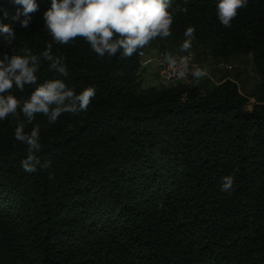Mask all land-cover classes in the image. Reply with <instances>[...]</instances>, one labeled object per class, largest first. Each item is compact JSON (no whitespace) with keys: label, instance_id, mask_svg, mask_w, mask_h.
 I'll use <instances>...</instances> for the list:
<instances>
[{"label":"trees","instance_id":"trees-1","mask_svg":"<svg viewBox=\"0 0 264 264\" xmlns=\"http://www.w3.org/2000/svg\"><path fill=\"white\" fill-rule=\"evenodd\" d=\"M36 3L25 29L23 15L13 19L22 6L0 0V25L16 32L12 45L0 37V59L23 47L38 57L36 83L11 94L24 100L59 79L96 95L87 112L54 124L36 114L25 131L40 125L39 156L51 167L34 173L21 167L27 146L14 118L0 121V264H264V0H248L231 27L217 0H171V36L145 46L181 51L194 27L189 50L204 68L250 59V92L227 76L144 89L145 47L99 57L82 38L57 44L43 21L50 0ZM48 44L67 76L43 56ZM228 175L233 189L223 191Z\"/></svg>","mask_w":264,"mask_h":264},{"label":"clouds","instance_id":"clouds-1","mask_svg":"<svg viewBox=\"0 0 264 264\" xmlns=\"http://www.w3.org/2000/svg\"><path fill=\"white\" fill-rule=\"evenodd\" d=\"M13 3L23 8V12L18 11L13 19L23 15L25 18L20 20V25L28 28L30 14L39 8L36 0H13ZM247 4L248 0H217L216 12L220 23L224 27H231L238 10ZM170 7L171 0H50V7L43 14V21L57 44H68L82 38L99 57H113L121 49L123 57H131L155 38L171 36L173 14L169 11ZM175 11L187 12V8L178 7ZM194 33V27L186 29L182 52L191 48ZM0 37L12 45L16 32L10 25H0ZM51 47L48 44L43 56L52 61V69L67 76L66 67L61 60L54 59L51 55ZM19 51L24 54L10 57L4 54L3 59H0V121L9 116L14 118L15 139L27 146V156L21 160V167L27 173H34L38 168L51 167L50 161H42L39 156L42 147L40 125L36 124L30 132L25 131L35 120L36 114H43L49 124H54L65 113L78 116L87 112L96 89L89 86L77 94L65 82L56 79L37 86L27 99H18L11 94L13 86L23 91L25 85L36 83L38 60L28 48L23 47ZM181 59L187 63L186 58ZM171 62L176 63L175 60ZM179 74L180 77H185L184 70ZM191 75L198 83L202 77L207 76V71L195 66ZM21 115L25 117L24 121L20 120ZM48 178L55 179V173H50ZM234 180L233 175L225 176L221 190L231 191Z\"/></svg>","mask_w":264,"mask_h":264},{"label":"rangeland","instance_id":"rangeland-1","mask_svg":"<svg viewBox=\"0 0 264 264\" xmlns=\"http://www.w3.org/2000/svg\"><path fill=\"white\" fill-rule=\"evenodd\" d=\"M144 51L146 55L152 59L156 58L161 53L158 49L148 47H145ZM191 51L193 52V50H188V52ZM167 54L169 56H179L182 55V52H168ZM231 64L234 67L232 71L220 68V63L206 66L205 69L209 74V78L202 80V82L209 81L211 85H219L223 78L227 76V78L236 80L242 91L246 88L248 92H250L256 80L254 67L250 59L248 57L240 58L238 60H233ZM156 67V62H153L148 69L140 70L138 82L142 88L160 87L156 75Z\"/></svg>","mask_w":264,"mask_h":264},{"label":"built area","instance_id":"built-area-1","mask_svg":"<svg viewBox=\"0 0 264 264\" xmlns=\"http://www.w3.org/2000/svg\"><path fill=\"white\" fill-rule=\"evenodd\" d=\"M140 57V67L141 69H148L153 62H156V75L158 79L159 86L162 88H171L178 84L184 86H192L196 83V80L191 75V71L194 67H200L205 69L198 61L196 54L194 52H189L183 56H169L168 54L161 52L156 58L152 59L146 55L144 50L139 51ZM186 58L187 63H185L181 58ZM175 60L176 63L173 64L171 61ZM220 68L226 70H232L233 65L229 63H220ZM185 71V77H180V71ZM207 71V70H206ZM209 78L207 76L202 77L199 81Z\"/></svg>","mask_w":264,"mask_h":264}]
</instances>
